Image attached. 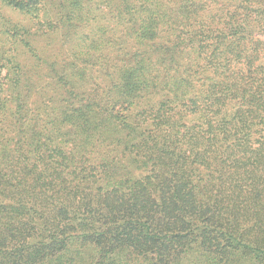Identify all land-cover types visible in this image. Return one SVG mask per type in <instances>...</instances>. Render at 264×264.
Wrapping results in <instances>:
<instances>
[{"label":"trees","instance_id":"trees-1","mask_svg":"<svg viewBox=\"0 0 264 264\" xmlns=\"http://www.w3.org/2000/svg\"><path fill=\"white\" fill-rule=\"evenodd\" d=\"M0 264H264V0H0Z\"/></svg>","mask_w":264,"mask_h":264}]
</instances>
